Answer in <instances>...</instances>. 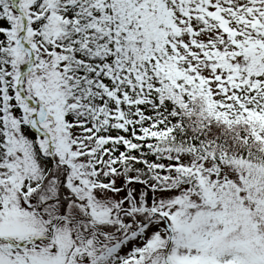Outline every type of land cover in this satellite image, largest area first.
Listing matches in <instances>:
<instances>
[{
    "label": "snow or ice",
    "instance_id": "obj_1",
    "mask_svg": "<svg viewBox=\"0 0 264 264\" xmlns=\"http://www.w3.org/2000/svg\"><path fill=\"white\" fill-rule=\"evenodd\" d=\"M0 264H264V0H0Z\"/></svg>",
    "mask_w": 264,
    "mask_h": 264
}]
</instances>
